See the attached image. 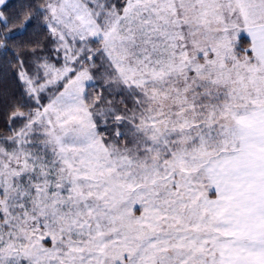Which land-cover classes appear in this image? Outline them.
Returning a JSON list of instances; mask_svg holds the SVG:
<instances>
[{
  "label": "snow or ice",
  "instance_id": "obj_1",
  "mask_svg": "<svg viewBox=\"0 0 264 264\" xmlns=\"http://www.w3.org/2000/svg\"><path fill=\"white\" fill-rule=\"evenodd\" d=\"M10 7L0 264H264V0Z\"/></svg>",
  "mask_w": 264,
  "mask_h": 264
},
{
  "label": "trees",
  "instance_id": "obj_2",
  "mask_svg": "<svg viewBox=\"0 0 264 264\" xmlns=\"http://www.w3.org/2000/svg\"><path fill=\"white\" fill-rule=\"evenodd\" d=\"M22 0H8L9 5V12H14L17 10L19 4ZM43 2V0H34L36 5H39ZM39 22H37L36 27L30 29L29 36L27 38L30 39H39L42 42L46 43V34L39 29ZM39 35H36V33ZM10 47L15 48L14 44H10ZM7 59L11 60V56L9 55ZM5 60L3 55L0 54V93L7 94L8 97H11L13 94L18 95L19 92L22 90L21 84L22 82L19 81L18 76L15 75L16 69L14 67H6ZM0 130H2V119H0Z\"/></svg>",
  "mask_w": 264,
  "mask_h": 264
}]
</instances>
